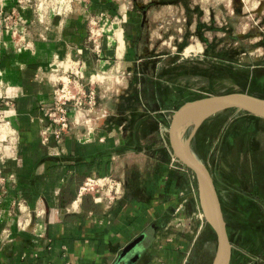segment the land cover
Returning <instances> with one entry per match:
<instances>
[{"label":"crops","instance_id":"obj_1","mask_svg":"<svg viewBox=\"0 0 264 264\" xmlns=\"http://www.w3.org/2000/svg\"><path fill=\"white\" fill-rule=\"evenodd\" d=\"M4 3L8 11L14 6L12 0ZM87 8L122 19L114 41L105 37L100 50L80 5L50 19L46 40L38 37L42 26L35 25L33 52L5 48L0 40V98L9 101L3 110L12 127L0 137L14 134L0 146V264H118L137 240L141 252L132 264H185L189 238L174 231V217L179 211L185 217L198 210L205 215L193 172L175 155L169 130L186 104L226 94L211 92L225 87L224 74L194 87V78L205 81L211 64L224 71L220 47L211 55L205 44L191 45L195 25L209 24L210 18L224 22L225 8L216 10L209 0H90ZM228 20L233 24L236 17ZM189 26L181 43L177 32ZM170 29L181 48L164 51L157 38H167ZM218 34L225 44V30ZM234 39L241 46L242 38ZM69 58L81 60L86 79L97 88L105 87L98 82L101 73L120 69L122 78L115 93L98 91L100 121L85 141L81 127L57 138L45 114L60 75L53 68ZM89 177L121 180L123 197L112 204L91 195L79 199ZM25 219L31 222L28 230L19 227ZM205 228L217 245L213 229L208 223Z\"/></svg>","mask_w":264,"mask_h":264},{"label":"rangeland","instance_id":"obj_2","mask_svg":"<svg viewBox=\"0 0 264 264\" xmlns=\"http://www.w3.org/2000/svg\"><path fill=\"white\" fill-rule=\"evenodd\" d=\"M209 3L215 5L216 10L224 6L226 20L223 22L210 18L209 24L195 25V39L191 45L203 46L201 44L203 43L210 49L211 55L215 54L220 47V56L222 58L225 56V68L221 72L218 71V66L211 64L208 75L203 81L205 84L198 83L201 79L194 78V87L207 85L208 79L209 83L216 81L219 73L220 78L223 74L225 76V87L213 90L211 88V92L219 94L244 92L264 96V0H209ZM228 16L233 19L236 17L235 21L232 20L233 24L229 23ZM119 20L122 21L121 17ZM186 28L187 31L177 32L181 43L184 42L183 37L189 32L190 26ZM223 29L227 39L225 44L221 34H218L223 32ZM117 33L115 29L114 35ZM175 36L176 32L170 29L167 38L161 35L157 41L164 42L162 48L164 51L174 47L179 49L181 46L174 45L172 42L178 41ZM234 37L242 38L241 46L234 45ZM73 61L75 60L66 59L53 69L58 71L60 69L59 74L63 75L64 71L73 69ZM117 70L120 69L107 74L101 73L103 78L101 82L98 79V82L105 87L97 88L95 81L96 90L103 94L108 91L115 93L116 87L122 83ZM55 73L58 74L57 71ZM191 130L192 128L189 133ZM192 151L204 162L213 176L222 210L225 213L224 217L226 215L234 233V243L231 242L232 256L241 253L242 260L239 262L242 264H264V232L254 231L255 227L247 222L245 217L247 211L240 201L239 192L241 187L249 189L257 187L264 200V186L261 188L264 185V120L253 118L235 109L219 113L206 120L198 129L192 141ZM194 184L198 186L195 177ZM181 213V211L177 212L174 217L176 221L174 231L189 238L185 264H212L217 247L216 238L214 233H211V229L206 230L205 217L199 210L186 217ZM205 233H210L211 236L206 237L207 234L202 236ZM197 235V243L192 247Z\"/></svg>","mask_w":264,"mask_h":264},{"label":"built area","instance_id":"obj_3","mask_svg":"<svg viewBox=\"0 0 264 264\" xmlns=\"http://www.w3.org/2000/svg\"><path fill=\"white\" fill-rule=\"evenodd\" d=\"M14 6L6 10L4 0H0V40L5 48L11 46L18 52L34 51L32 29L35 25L42 26L38 33L41 40L47 39L50 30V19L55 16L66 17L75 10L76 5L83 6L90 39L100 50L102 40L115 39L114 28L120 24L119 17L112 18L105 13L93 14L88 10L90 0H12ZM26 12L32 17L28 19ZM79 52V51H78ZM74 59L73 69L64 71L54 81V95L52 104L46 110V117L50 122V130L61 138L66 132L79 127L85 129L83 141L89 140L100 117L96 112L98 106V91L94 87V80H87L79 58ZM79 66L80 68H76ZM58 72V70H55ZM9 106L8 99L0 98V125L11 128L10 122L4 116V107ZM48 131H45V136ZM14 137L13 132L7 138L0 139V146L8 143ZM47 141V137L45 138ZM2 182H0L1 185ZM1 187V186H0ZM91 195L98 203L112 204L124 195V183L114 177L87 178L79 188L78 198ZM19 227L28 230L31 222L25 219L19 222Z\"/></svg>","mask_w":264,"mask_h":264},{"label":"water","instance_id":"obj_4","mask_svg":"<svg viewBox=\"0 0 264 264\" xmlns=\"http://www.w3.org/2000/svg\"><path fill=\"white\" fill-rule=\"evenodd\" d=\"M235 109L264 120V98L248 93H228L203 98L183 106L173 117L169 130L171 146L179 160L192 170L198 182L202 210L217 237L216 253L212 264H231L232 244L219 195L209 168L192 151V141L201 125L209 118ZM192 128L187 139L184 135ZM139 240L126 247L119 263L135 248ZM138 256V255H137ZM118 263V264H119Z\"/></svg>","mask_w":264,"mask_h":264},{"label":"trees","instance_id":"obj_5","mask_svg":"<svg viewBox=\"0 0 264 264\" xmlns=\"http://www.w3.org/2000/svg\"><path fill=\"white\" fill-rule=\"evenodd\" d=\"M253 95L260 97V98H264L263 95H259V94H253ZM252 117L256 118V119L258 118L255 116H252ZM258 119H260V118H258ZM260 183H262V182H260ZM260 186L261 185H259V187ZM263 186L264 185H262L261 188ZM250 188L251 189L245 188V187L239 188V192H240V196H241L240 201L242 202V204H244L245 209L247 211V213H245V217H246L247 222H249L250 224L253 225V227H255L254 231L264 232V200L261 197L260 193L258 192L259 190H257V187H254V189H252V187H250ZM225 220L227 223V231L229 234L230 241L232 243H234V236H233L234 233L232 232V228L228 224V220L226 218V215H225ZM240 257H241V253H238L237 256L233 255L231 264H242L241 262H239L240 260H242V259H240Z\"/></svg>","mask_w":264,"mask_h":264},{"label":"flooded vegetation","instance_id":"obj_6","mask_svg":"<svg viewBox=\"0 0 264 264\" xmlns=\"http://www.w3.org/2000/svg\"><path fill=\"white\" fill-rule=\"evenodd\" d=\"M140 250L141 249L137 248V246L131 249V251L128 253V257H130V259L127 261V264H132L134 261H136L139 258L140 256L139 252H141Z\"/></svg>","mask_w":264,"mask_h":264},{"label":"bare ground","instance_id":"obj_7","mask_svg":"<svg viewBox=\"0 0 264 264\" xmlns=\"http://www.w3.org/2000/svg\"><path fill=\"white\" fill-rule=\"evenodd\" d=\"M115 36H116V35H115ZM191 51H192V50H191ZM188 54H189V52H188ZM5 129H6V125H5V124L0 125V131H1V132H4Z\"/></svg>","mask_w":264,"mask_h":264}]
</instances>
